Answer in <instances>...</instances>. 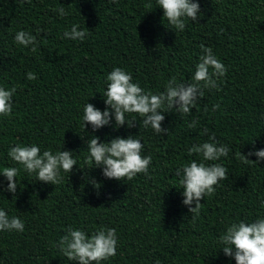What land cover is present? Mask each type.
Here are the masks:
<instances>
[{
  "label": "trees",
  "instance_id": "trees-1",
  "mask_svg": "<svg viewBox=\"0 0 264 264\" xmlns=\"http://www.w3.org/2000/svg\"><path fill=\"white\" fill-rule=\"evenodd\" d=\"M196 2L202 14L186 20L180 32L167 28L156 0H0V87L16 88L11 116L0 117V171L20 167L7 155L16 144H36L41 153L71 150L77 161L60 184L33 180L35 174L21 170L15 196L0 192V209L25 225L23 232L0 231V264H77L58 247L70 226L86 234L100 226L116 229V256L101 264H236L218 237L231 222L264 218V159L245 164L239 158L240 151L264 148V0ZM149 3L153 9L147 11ZM61 7L66 16L54 11ZM73 24L87 33L84 40L63 38ZM20 30L36 36L35 52L15 43ZM201 45L212 48L227 72L216 79L219 90H203L190 114L161 113L167 133L145 129L139 118L132 128L83 130L85 103L104 110L106 76L115 67L156 94L172 77L191 81ZM28 72L37 78L28 80ZM193 120L198 123L189 128ZM210 134L230 149L216 161L228 178L201 200L193 219L175 170L200 159L189 156L188 148ZM91 135L105 142L140 139L141 155L152 158L149 174L117 181L104 177L100 167L88 169ZM0 181L6 188L2 174Z\"/></svg>",
  "mask_w": 264,
  "mask_h": 264
},
{
  "label": "clouds",
  "instance_id": "clouds-1",
  "mask_svg": "<svg viewBox=\"0 0 264 264\" xmlns=\"http://www.w3.org/2000/svg\"><path fill=\"white\" fill-rule=\"evenodd\" d=\"M156 5L163 9L162 17L167 21V28L174 31L183 32L186 20L197 21L198 16L202 14L200 4L196 0H156ZM145 7L147 11L153 9L150 3ZM54 11L61 17L68 14L63 7ZM86 35L84 30H78V25L73 24L70 30L64 31L63 38L82 41ZM14 41L24 47L31 46L30 50L36 51L38 42L35 35L20 30L16 32ZM200 47L202 54L199 56L191 81L178 82L172 77L165 84V90L156 94L145 91L138 83L133 82L130 73L115 67L106 76V89L102 94L106 105L104 110L101 111L91 103H85L81 117L83 130L86 129V125H91L93 132L105 125L113 128L122 126L132 128L136 126L139 118L145 129L151 127L157 134L167 133L168 128L161 126L165 119L161 113L175 109L182 117L190 114L197 100L203 97V90L211 88L219 90L216 79L225 76L227 72V68L213 53L211 47L204 45ZM36 78L35 73H27L28 80ZM15 92V87L8 89L0 87V117L11 116ZM219 107V104L213 105V111ZM197 123L193 120L188 127L194 128ZM203 131L207 133L208 130L205 128ZM86 147L88 155L85 162L90 165L88 169L100 167L106 178L117 181L132 180L137 174H149L152 158L150 155H141L144 145L140 139L132 135L116 136L106 142L100 141L98 136L91 135ZM229 151L227 145L216 140L215 134H210L208 141L188 148L189 156L195 155L200 159H193L176 168L175 175L178 177L179 188L183 190L182 203L188 206L193 219L200 215L201 200L205 196H212L216 190L215 186L228 178V170L216 161L221 157H227ZM7 155L20 167L7 166L0 171L7 180L6 188L0 181V192L6 190L14 196L17 192V176L21 170L29 175L35 174L33 180L57 185L64 180L62 173H71L73 166L77 165L71 150L53 152L46 149L41 153L40 147L36 144H16L9 148ZM252 155L256 156L255 161L247 158ZM239 158L245 164L257 163L264 159V148L250 149L247 154L240 151ZM209 161L213 163H206ZM92 182L94 187H100L99 182L94 179ZM260 206L264 207V200L260 201ZM24 230V221L17 216L9 217L5 210L0 209V231ZM217 242L221 245L220 249L224 255L234 258L236 264H264V218H257L254 222L244 220L231 222L226 225V230L218 237ZM117 244L115 228L100 226L92 233L86 234L85 231L70 226L66 234L60 238L58 247L69 261L77 264H101V261L116 256Z\"/></svg>",
  "mask_w": 264,
  "mask_h": 264
}]
</instances>
